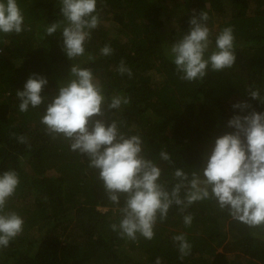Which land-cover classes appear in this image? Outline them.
<instances>
[{
  "label": "trees",
  "instance_id": "16d2710c",
  "mask_svg": "<svg viewBox=\"0 0 264 264\" xmlns=\"http://www.w3.org/2000/svg\"><path fill=\"white\" fill-rule=\"evenodd\" d=\"M17 3L26 30L0 33V174L18 175L5 211L17 213L24 224L22 233L0 248V264H155L157 257L161 264H264V226L233 219L214 198L194 202L184 212L173 204L165 220L158 218L151 240L121 238L111 225L121 219L124 195L119 206L111 203L88 158L70 150L62 135L53 138L41 123L58 84L78 64L92 70L106 98H129L93 119H114L120 132L139 135L145 157L162 169L160 179L169 190L177 182L175 168L199 170L203 178L215 139L233 131L228 120L264 112V103L248 92L259 89L264 97V0H97L100 23L84 45L85 54L73 61L63 51L59 30L45 34L48 24L62 19L59 0ZM201 11L209 15L213 48L225 27L233 29L236 61L221 72L209 68L202 81L181 80L166 47L189 32L190 19ZM173 19L175 27L168 29ZM105 45L111 55H101ZM121 60L131 77L117 71ZM33 73L48 80L41 93L48 100L21 112L16 91ZM157 76L161 82L154 81ZM240 102L251 107L234 109ZM21 136L26 143L19 142ZM161 151L172 163L161 159ZM188 214L190 226L183 219ZM180 234L191 245L183 260L173 241Z\"/></svg>",
  "mask_w": 264,
  "mask_h": 264
},
{
  "label": "clouds",
  "instance_id": "9594fccd",
  "mask_svg": "<svg viewBox=\"0 0 264 264\" xmlns=\"http://www.w3.org/2000/svg\"><path fill=\"white\" fill-rule=\"evenodd\" d=\"M59 5L62 19L48 24L45 34L51 36L59 30L63 51L73 61L85 54L84 45L100 23L97 0H59ZM208 20L207 12H194L189 32L166 47L181 80L202 81L209 68L221 72L235 64L233 29L225 27L215 37L213 48ZM25 30L24 15L17 0H0V33L20 34ZM112 51L105 45L101 55H111ZM117 71L121 75H132L123 60ZM47 84L44 76L31 74L23 90L16 91L19 110L26 112L29 106L37 108L44 104L48 97L41 93ZM248 92L252 99L264 103L259 89L249 88ZM128 103L129 98L121 95H114L110 100L106 98L92 70L72 64L70 78L58 84L57 94L47 103L41 116V123L49 135L53 138L62 135L70 142V150L88 158L89 167L97 170L111 203L119 206L120 196L124 195V205L119 206L121 219L118 224L111 225L113 231L132 241L138 236L151 240L158 218L165 220L173 204L184 212L194 202L209 198H214L221 210L227 209L233 219L250 227L264 226V112L252 110L246 115L232 116L227 127L233 131L215 139L206 157L203 178L199 170L189 173L175 168L173 175L177 182L169 190L160 179L162 169L145 157L139 135L120 132L114 119L110 123L93 119ZM250 107L247 102L233 105L241 111ZM19 142L26 143V138L19 137ZM160 157L172 163L167 152L161 151ZM18 184L15 171L0 174V248H6L23 231V219L15 212L5 211L7 200ZM183 219L184 224L190 226L193 217L188 214ZM173 241L183 260L190 254L191 245L184 234L174 236ZM155 264H161L159 257Z\"/></svg>",
  "mask_w": 264,
  "mask_h": 264
},
{
  "label": "rangeland",
  "instance_id": "374dc122",
  "mask_svg": "<svg viewBox=\"0 0 264 264\" xmlns=\"http://www.w3.org/2000/svg\"><path fill=\"white\" fill-rule=\"evenodd\" d=\"M174 23H175V19L171 20V22L169 23L170 25H168V29L175 27V26L172 25V24H174ZM153 79H154V81H155V79L158 80L159 82L162 81V79H161L160 76H157V77H155V78H153ZM21 207H22V206H21ZM103 210H105V209H103Z\"/></svg>",
  "mask_w": 264,
  "mask_h": 264
}]
</instances>
